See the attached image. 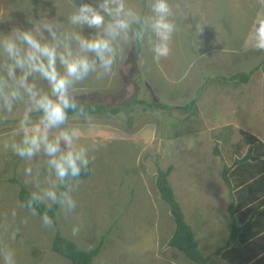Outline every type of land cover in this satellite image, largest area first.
I'll list each match as a JSON object with an SVG mask.
<instances>
[{
  "label": "rangeland",
  "instance_id": "374dc122",
  "mask_svg": "<svg viewBox=\"0 0 264 264\" xmlns=\"http://www.w3.org/2000/svg\"><path fill=\"white\" fill-rule=\"evenodd\" d=\"M88 1L94 5L100 2ZM82 2L85 0H0V20H4L0 21V31L7 32L15 25L32 27L24 23L28 17L47 19L61 33L78 31L67 18ZM168 2L175 31L167 58L154 61L152 43L156 37L146 32L138 61L140 78L135 77L131 69L132 40L120 39L114 74L97 80L94 73L74 87L72 94L77 101L101 103L107 109L123 104V108L115 114L105 111L93 115L94 127L76 114L69 115L68 124L62 126L82 128L78 144L87 147L95 159L89 175L81 179L74 192L77 209L64 214L58 205L54 229H45L39 215L34 217L20 207L18 183L8 180L15 177L30 192L39 191L37 184L50 187V181L55 180L43 153L23 161L4 147L19 140L18 120L29 105L18 102L12 113L0 111V245L14 251L17 264H71L49 246L54 232L72 236L74 225L80 226L75 243L84 249H91L100 235L110 230L95 256L101 260L97 258L92 264H195L180 256L181 251L165 250L173 221L168 206L159 198L154 175L155 166L164 169L168 164L171 169L166 177L200 251L211 253L225 242L230 198L219 177L220 166L241 157L247 149L240 130L264 144V75L258 69L246 83L219 77L248 72L262 60L264 52L250 50L247 37L257 21L264 19V5L260 0ZM149 3L144 0L143 16L151 14ZM126 5L136 11L140 7L139 0H126ZM229 17L230 32L225 30ZM90 31L84 30L85 34ZM30 79L47 88L38 77ZM149 95L172 105H185L193 96L196 100L188 110L125 103L132 98L149 101ZM31 116L36 120L39 113ZM57 132L52 130L50 136ZM27 165L32 168L31 177L23 174ZM135 217L137 222L147 224L154 218L150 245L145 246V238H149L151 227L135 229ZM140 248L148 253L152 249V254L145 259ZM212 257L215 264H228L218 255Z\"/></svg>",
  "mask_w": 264,
  "mask_h": 264
},
{
  "label": "clouds",
  "instance_id": "9594fccd",
  "mask_svg": "<svg viewBox=\"0 0 264 264\" xmlns=\"http://www.w3.org/2000/svg\"><path fill=\"white\" fill-rule=\"evenodd\" d=\"M260 3L264 5V0ZM149 8L151 14L142 16L127 6L126 0H100L95 5L82 2L67 18L78 31L61 33L53 22L31 17L24 23L32 27L15 25L7 32L0 31V111L12 113L18 102L29 105L18 120L19 140L4 147L23 161L43 153L47 168L55 177L50 187L40 188L37 184L39 191L30 192L20 205L32 216L38 215L37 204L46 208L59 205L64 214L74 212V192L95 159L87 147L78 144L82 128L62 127L69 122V110L94 127L92 116L72 94L74 87L94 73L97 80L114 74L120 39L142 41L150 31L156 37L152 43L154 61L158 63L170 55L169 41L175 31L169 19L172 8L168 0H150ZM85 29L91 31L85 34ZM247 42L250 50L264 52V19L257 21ZM33 77L46 82L47 88L39 87L30 79ZM33 112L39 113L36 120L32 119ZM52 130L58 132L50 136ZM23 174L32 176L30 165L24 167ZM11 215L15 218L16 211ZM39 220L45 229H54L48 211L40 213ZM79 232L80 226L74 225L71 235L77 237ZM0 260L2 264H17L14 251L7 245H0Z\"/></svg>",
  "mask_w": 264,
  "mask_h": 264
},
{
  "label": "trees",
  "instance_id": "16d2710c",
  "mask_svg": "<svg viewBox=\"0 0 264 264\" xmlns=\"http://www.w3.org/2000/svg\"><path fill=\"white\" fill-rule=\"evenodd\" d=\"M85 2L91 3L88 0H85ZM139 5L137 11L143 16L144 0H139ZM136 27L138 26H134V29ZM141 47L142 41H132L131 69L135 73V77L138 78H140L138 61ZM258 69L264 75V56L248 72L236 71L227 76L221 75L219 78L246 83L250 75ZM206 77V79H210L209 76ZM202 86L203 84L198 87L197 91ZM149 99V101H145L132 98L125 103H143L156 109L181 108L182 110H188L193 106L196 97H191L185 105H172L155 101L151 96ZM77 102L91 116L105 111L115 114L123 108V104L107 109L101 103L83 100ZM72 114L76 113L69 110V115ZM240 133L243 135V143L248 145L247 149L241 157L233 158L228 165L221 164L219 172V177L226 185L230 198L226 206L229 217L228 234L225 242L216 246L211 253L204 254L200 251L191 227L184 219L181 207L166 177L171 166L168 164L164 169L155 166V187L161 201L168 206L173 221V229L167 239V245L180 250L187 259L195 264H215L213 255H218L227 260L228 264H264V199H259L264 195V144L251 134L242 130H240ZM88 175L89 171L82 174L81 179L86 178ZM8 180L18 183L17 198L22 204L30 191L15 177L11 176ZM56 207L57 205H52L51 208H46L43 204L36 205L38 215L43 211H48L52 219H54ZM101 243L90 251H83L70 239L56 231L51 238L49 247L53 252L66 258L71 264H91V258L99 251Z\"/></svg>",
  "mask_w": 264,
  "mask_h": 264
},
{
  "label": "crops",
  "instance_id": "0c3cea01",
  "mask_svg": "<svg viewBox=\"0 0 264 264\" xmlns=\"http://www.w3.org/2000/svg\"><path fill=\"white\" fill-rule=\"evenodd\" d=\"M147 9H150L149 7L147 8ZM144 16H146L145 14H144ZM227 22H228V26L226 27L225 26V30H226V28L229 30V32H230V30H231V26H230V17L226 20ZM230 26V27H229ZM208 63H209V61H208ZM256 66V64L252 67V68H254ZM251 69V68H250ZM164 203V202H163ZM165 204V203H164ZM58 206V205H57ZM57 208V207H56ZM126 208V207H125ZM56 210V209H55ZM119 212H122V211H119ZM149 212V211H148ZM123 213V212H122ZM131 214H132V212H130ZM124 214V213H123ZM54 215H55V212H54ZM133 215V214H132ZM158 215H156V217H154L155 218V220L156 219H158ZM151 218H153V217H151ZM150 218V221H149V223L147 224L146 222H144V223H139V222H137V217H135L134 219H132L133 220V223H132V226H135V229H139L138 227H147V226H150L151 227V229H150V232H149V238L148 239H146L145 238V242H146V244H145V246L148 244V245H150L151 244V241H152V237H153V227H152V219ZM153 218V219H154ZM157 221V220H156ZM173 223V222H172ZM110 230H109V228L107 229V231L105 232V236L107 235V232H109ZM60 234H61V232H60ZM62 235V234H61ZM103 235V233L100 235V239H99V241L97 242V244L96 245H94L93 247H95V246H97L100 242H102V240H103V237H105ZM64 236V235H63ZM66 238H68V239H70L77 247H79L80 249H82L83 251H90L91 249H84V248H82V247H80L79 245H77L75 242H77V240L74 238V237H72V236H65ZM168 239V238H167ZM82 241V240H81ZM95 242H96V236H95ZM166 243H167V240H166ZM142 246H144V245H142ZM174 250V251H172V252H175V253H180V250H178L177 248H175V247H173V246H169V245H166V249L165 250ZM139 251L140 252H142V251H144L143 252V254H144V256H145V259H147L151 254H152V249H150V250H148L149 251V253L148 252H146V249L145 250H143L142 248H140L139 249ZM98 253V252H97ZM97 253L91 258V264H92V262L94 261V260H96L97 258H95V256L97 255ZM179 255V254H178ZM134 256V258L136 257L135 255H133ZM180 256H185L184 254L182 255H180ZM100 258V257H99ZM98 258V259H99ZM187 259V258H186ZM100 260H101V258H100ZM189 260V259H188ZM190 261V260H189Z\"/></svg>",
  "mask_w": 264,
  "mask_h": 264
}]
</instances>
